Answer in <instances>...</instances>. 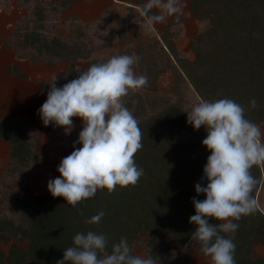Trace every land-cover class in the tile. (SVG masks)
<instances>
[{
	"label": "trees",
	"instance_id": "1",
	"mask_svg": "<svg viewBox=\"0 0 264 264\" xmlns=\"http://www.w3.org/2000/svg\"><path fill=\"white\" fill-rule=\"evenodd\" d=\"M137 5L146 18L158 15L145 1L138 0ZM189 9L197 19L208 18L211 26L194 38L192 60L173 53L186 79L202 100L232 99L245 108L247 119L264 124V0H191ZM160 35L166 48L174 52L166 32ZM253 98L256 108L250 106ZM132 105L125 103L128 109ZM138 113L135 109L133 115ZM137 120L143 134V148L134 157L144 170L139 183L117 186L111 194L106 188L100 189L94 198L76 207L47 192L20 199L17 207L27 225L0 217V264H57L65 249L73 246V237L88 231L108 237L109 253L121 237H126L131 247L137 234L145 231V245L155 264H161L172 238L181 251L190 253L195 245L203 254L198 243L189 245L197 228L189 218L196 214L192 198L206 199L203 193L197 195L195 185L206 187L208 183L203 169L211 152L202 144L207 132L203 126L195 130L187 123V113L174 104ZM9 131L0 126V137L8 144L9 162L23 164L28 156L26 144L18 142V131ZM251 172L261 181L253 191L255 198L264 184V172L259 166ZM100 211L105 215L99 224L84 223ZM209 222L219 223L214 218ZM234 222L239 224L233 238L236 264H264V258L250 255L252 247L264 240V211L257 207L254 213ZM6 241L10 244L4 251L2 243ZM172 261L188 264L190 258Z\"/></svg>",
	"mask_w": 264,
	"mask_h": 264
},
{
	"label": "clouds",
	"instance_id": "2",
	"mask_svg": "<svg viewBox=\"0 0 264 264\" xmlns=\"http://www.w3.org/2000/svg\"><path fill=\"white\" fill-rule=\"evenodd\" d=\"M152 6L150 3L147 7ZM163 7L168 14L180 11L177 0H168ZM164 19V15H150L146 27L150 29ZM139 59L135 54L113 56L91 65L62 87H57L56 76L47 83V99L38 110L43 124L70 132L74 117L83 121L75 142L82 147L63 158L57 168L60 176L48 181L53 197H63L68 205L76 207L94 198L100 189L106 188L111 194L117 186H136L144 175L134 158L143 148L142 130L124 103L130 92L148 85V77L134 71ZM250 106L258 107L254 98ZM187 123L195 130L205 128L207 136L202 144L211 152L203 169L207 186L195 185L197 195L203 193L206 199L192 198L196 214L189 222L197 228L191 233L189 245L198 243L212 264H236L233 238L239 224L234 221L258 207L252 194L261 181L251 169L264 167V133L245 117L242 105L227 98L201 100L187 112ZM104 215L100 211L84 223L99 224ZM209 218L219 223H210ZM108 245L103 233L79 232L57 264H155L153 255H133L126 237L112 244L110 253Z\"/></svg>",
	"mask_w": 264,
	"mask_h": 264
},
{
	"label": "rangeland",
	"instance_id": "3",
	"mask_svg": "<svg viewBox=\"0 0 264 264\" xmlns=\"http://www.w3.org/2000/svg\"><path fill=\"white\" fill-rule=\"evenodd\" d=\"M121 6L129 7L115 0H0V70L5 66L10 75L23 78L30 75L37 88L46 85L45 89H49L44 81L48 83L53 76L58 77L57 86L62 87L93 64L117 55L135 54L140 57L134 66L135 73L148 77L146 87L124 97V103L133 104L129 109L132 113L135 109L139 111L136 119L146 118L173 104L186 113L191 111L202 99L186 79L174 55L192 60L194 38L211 26L210 20L197 19L193 11L168 15L156 10L165 19L148 29V18L142 10L132 8L136 11L128 12ZM85 11L92 13L90 18ZM164 31L174 52L166 48L160 37ZM34 36L39 39H33ZM203 47L201 44L200 48ZM29 117L0 114V126L9 132L18 131L21 134L18 142L22 146L26 144L28 152V160L23 164L13 160L11 163L9 159L0 163V217L11 218L24 226L27 220L20 218L17 202L36 194L50 193L46 184L60 176L57 168L62 159L70 155L69 151H58L65 145V139L58 141L53 136L66 134L63 127L45 126L38 113L37 118ZM73 124V129L67 132V141L78 138L83 129L79 117L73 118ZM257 125L264 133V124ZM46 131L49 136L44 135ZM261 171L264 172V167ZM255 199L264 211V184L256 191ZM146 233L140 231L131 246L132 252L142 257L149 255ZM259 243L264 245V240ZM9 244L10 241L2 243L4 251ZM167 245L169 250L161 258V264H172L174 259L184 262L186 257L190 258L188 264H212L210 257L199 253L195 245L190 253L181 251L173 238ZM250 255L264 258V253L257 254L254 246Z\"/></svg>",
	"mask_w": 264,
	"mask_h": 264
},
{
	"label": "crops",
	"instance_id": "4",
	"mask_svg": "<svg viewBox=\"0 0 264 264\" xmlns=\"http://www.w3.org/2000/svg\"><path fill=\"white\" fill-rule=\"evenodd\" d=\"M115 1H118V3H124L125 5L129 6V7L121 6L124 9L126 8L125 10H127L128 12L136 11L135 9L132 8L140 9L139 6L137 5L138 0H115ZM145 1L149 2V4L151 3L153 5L152 7L155 10H158V12L161 11L167 13L163 5H166L168 3V0H157V2L155 3H153V0H145ZM190 1L191 0H177V6L180 8V11L177 13L184 14L185 12L189 14V12H191V10L189 9ZM85 12H86L85 15L86 16L90 15L89 16L90 18L92 13H90V11H85ZM3 68L4 70H0V114L6 117L30 116L29 119H32L31 117L34 116L35 118H37L36 117V114L38 113L37 109L39 110L43 104L44 99L45 100L47 99V92L49 90V89H45L47 86L44 85V87H41V89H39V86L37 88V85L34 83V81H32L34 80L32 76L27 75L24 78L13 76L7 72L5 66H3ZM44 83L47 84L46 81H44ZM1 86L3 88H1ZM57 87H61V86H57ZM63 133L64 132L53 135L58 139V141L59 138L60 141L65 139L63 140L64 142H66L65 145L61 148H58L59 153L62 152L64 153L69 151V153L71 154L76 148H80V147H76L77 143H75L78 140V138L75 137L74 139L67 141L66 139L68 133L66 131H65L66 134ZM46 134L47 136H49L48 135L49 132L46 131L44 135ZM60 134H62L63 136L59 137ZM56 157L58 158L59 156L56 155ZM10 158L11 157L8 150V144L3 138H0V163H4L5 159L10 160ZM254 250L255 252H257V254H262L264 253V245H262V243L255 244Z\"/></svg>",
	"mask_w": 264,
	"mask_h": 264
}]
</instances>
